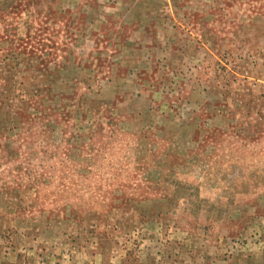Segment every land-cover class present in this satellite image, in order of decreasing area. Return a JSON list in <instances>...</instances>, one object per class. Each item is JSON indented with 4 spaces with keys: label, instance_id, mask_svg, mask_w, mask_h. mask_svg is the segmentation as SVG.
Listing matches in <instances>:
<instances>
[{
    "label": "rangeland",
    "instance_id": "374dc122",
    "mask_svg": "<svg viewBox=\"0 0 264 264\" xmlns=\"http://www.w3.org/2000/svg\"><path fill=\"white\" fill-rule=\"evenodd\" d=\"M0 264H264V0H0Z\"/></svg>",
    "mask_w": 264,
    "mask_h": 264
}]
</instances>
